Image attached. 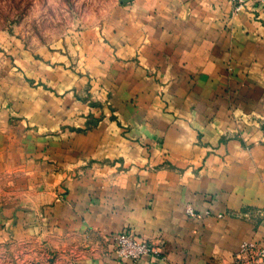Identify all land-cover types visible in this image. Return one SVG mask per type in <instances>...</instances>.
<instances>
[{"label": "crops", "instance_id": "crops-1", "mask_svg": "<svg viewBox=\"0 0 264 264\" xmlns=\"http://www.w3.org/2000/svg\"><path fill=\"white\" fill-rule=\"evenodd\" d=\"M243 1H117L64 50H0V246L60 264L264 246V0ZM122 232L154 254L118 261Z\"/></svg>", "mask_w": 264, "mask_h": 264}, {"label": "rangeland", "instance_id": "rangeland-1", "mask_svg": "<svg viewBox=\"0 0 264 264\" xmlns=\"http://www.w3.org/2000/svg\"><path fill=\"white\" fill-rule=\"evenodd\" d=\"M117 0H0V50H64L76 32L98 23ZM39 241L0 246V264H60Z\"/></svg>", "mask_w": 264, "mask_h": 264}, {"label": "built area", "instance_id": "built-area-1", "mask_svg": "<svg viewBox=\"0 0 264 264\" xmlns=\"http://www.w3.org/2000/svg\"><path fill=\"white\" fill-rule=\"evenodd\" d=\"M229 1L233 6V13L235 14L245 5L243 0ZM187 212L190 216H194V213L190 209ZM111 242L118 261L138 262L144 257L154 254L149 240L136 238L130 232L113 235ZM230 264H264V246L256 242H241Z\"/></svg>", "mask_w": 264, "mask_h": 264}, {"label": "water", "instance_id": "water-1", "mask_svg": "<svg viewBox=\"0 0 264 264\" xmlns=\"http://www.w3.org/2000/svg\"><path fill=\"white\" fill-rule=\"evenodd\" d=\"M118 1V3H120V4H125V3H129V2H131V1H133V0H117Z\"/></svg>", "mask_w": 264, "mask_h": 264}]
</instances>
